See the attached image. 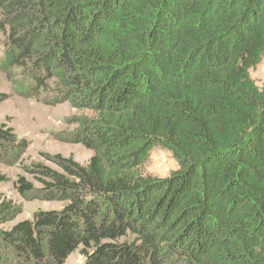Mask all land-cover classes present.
Listing matches in <instances>:
<instances>
[{
  "label": "trees",
  "instance_id": "1",
  "mask_svg": "<svg viewBox=\"0 0 264 264\" xmlns=\"http://www.w3.org/2000/svg\"><path fill=\"white\" fill-rule=\"evenodd\" d=\"M0 33L16 95L91 114L55 138L86 165L15 181L59 210L4 229L22 209L0 194V264H264V0H0ZM28 143L0 123V165ZM155 146L178 163L164 179L140 171Z\"/></svg>",
  "mask_w": 264,
  "mask_h": 264
},
{
  "label": "rangeland",
  "instance_id": "2",
  "mask_svg": "<svg viewBox=\"0 0 264 264\" xmlns=\"http://www.w3.org/2000/svg\"><path fill=\"white\" fill-rule=\"evenodd\" d=\"M2 40L3 36L0 33V56L4 50ZM248 76L259 90L264 91V55L254 68L248 70ZM0 93L8 96V99L0 104V123H5L13 129L18 138L29 142L23 158L15 167L0 165L1 172L9 179L7 183L0 185V194L6 200L21 206L22 209V213L13 222L2 227L9 229L20 221L30 220L37 211L61 208L58 202L29 200L27 197H21L15 188V181L23 178L33 186L35 191L42 189V178L32 177L27 169L28 166L38 164L60 173L57 165L47 159L48 156L72 157L78 164L86 165L91 157L90 151L80 144L59 142L55 138L61 134L73 132L77 127L75 121L80 122L90 118L91 114L87 111L72 109L68 102L48 106L35 99H24L14 93L6 75L1 72ZM177 169L178 163L171 153L160 146H155L149 151V159L140 171L152 178L164 179ZM81 249L80 247L73 252L64 264H83L84 257L80 254Z\"/></svg>",
  "mask_w": 264,
  "mask_h": 264
}]
</instances>
